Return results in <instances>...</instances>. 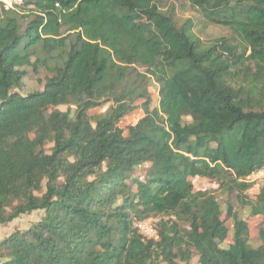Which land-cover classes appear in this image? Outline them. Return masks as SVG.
Here are the masks:
<instances>
[{
    "label": "trees",
    "instance_id": "16d2710c",
    "mask_svg": "<svg viewBox=\"0 0 264 264\" xmlns=\"http://www.w3.org/2000/svg\"><path fill=\"white\" fill-rule=\"evenodd\" d=\"M20 1L0 3V225L43 216L0 242V264H264V226L252 246L191 181L264 219V183L247 195L264 166V0H184L238 48L203 45L157 0ZM29 73L42 88L22 95ZM155 218L143 239L133 223Z\"/></svg>",
    "mask_w": 264,
    "mask_h": 264
},
{
    "label": "rangeland",
    "instance_id": "374dc122",
    "mask_svg": "<svg viewBox=\"0 0 264 264\" xmlns=\"http://www.w3.org/2000/svg\"><path fill=\"white\" fill-rule=\"evenodd\" d=\"M15 4L18 5L21 4V1L15 0ZM157 4L160 10L170 15L177 24H181L185 20H190V22H192L194 25L193 34L202 41L203 45L207 46L214 39L224 38L233 48L239 47L240 41L235 33L231 32L225 27L207 23L202 17V14L198 10H193L189 8L184 0H157ZM238 50H240V48ZM42 81H43L42 74L40 76H35L29 73V75L24 79L25 87L20 93L24 95L26 93L35 90H40L42 88L41 85ZM150 92L153 97V100H156L157 98L156 90L151 89ZM66 109L67 108L65 106L58 107V110L63 112H65ZM107 112H108V105H104L100 108L91 110L89 114L90 116H104L107 114ZM139 117L140 114L138 112H134L130 116L123 118L120 122V126L122 128H125L129 124L135 123ZM51 146L52 145H48L46 147L47 151H49ZM191 181L193 182L196 190L199 189L215 190L217 192L216 193L217 198L222 202L223 205L227 202L231 203L232 206L235 208L236 212L239 214V216H241V218L246 220V222L248 223L250 229L251 245L254 247H257L259 245V242L256 237H257L258 229L264 226L263 218L251 216L250 209L247 207L242 208L234 199V197L230 195L219 194V189L214 184H211L202 179H192ZM263 183H264V179L262 178L255 179L254 184L257 185H252L255 187L251 188L247 192V195L253 198L255 196V193L257 192L258 185L260 186ZM42 216H43V212L36 211L30 214L22 215L17 219H15L14 221H12L11 223L0 225V242L3 241L5 238H7L9 235L13 234L14 232L23 233L27 231L34 224L39 222ZM155 219L156 221H158L157 218ZM227 225L229 229H231V226L228 222ZM230 242H231V234L229 235L228 240L222 245V247L227 248ZM189 264H198L197 256L195 253L193 254Z\"/></svg>",
    "mask_w": 264,
    "mask_h": 264
},
{
    "label": "built area",
    "instance_id": "2783aa9c",
    "mask_svg": "<svg viewBox=\"0 0 264 264\" xmlns=\"http://www.w3.org/2000/svg\"><path fill=\"white\" fill-rule=\"evenodd\" d=\"M0 3L8 8H12L15 4V0H0ZM264 179V166L258 170L256 173L252 174L247 178V182L253 183L255 179ZM158 221L156 219H147L144 221H138L133 223V228L140 234V236L145 240H151L157 238V233L154 228Z\"/></svg>",
    "mask_w": 264,
    "mask_h": 264
}]
</instances>
